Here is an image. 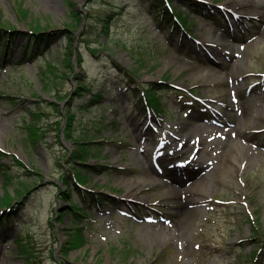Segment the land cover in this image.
Returning a JSON list of instances; mask_svg holds the SVG:
<instances>
[{
	"label": "rangeland",
	"instance_id": "obj_1",
	"mask_svg": "<svg viewBox=\"0 0 264 264\" xmlns=\"http://www.w3.org/2000/svg\"><path fill=\"white\" fill-rule=\"evenodd\" d=\"M154 1L0 0V24L18 32L0 63V195L11 203L0 207V264H264V0H169L184 15L198 6L194 41L159 25ZM30 22L51 36L28 59ZM163 83L149 116L137 99ZM67 129L101 150L88 164L109 167L84 187L118 199L88 210L85 243L75 233L70 248L74 218L59 215L66 199L86 203Z\"/></svg>",
	"mask_w": 264,
	"mask_h": 264
},
{
	"label": "trees",
	"instance_id": "obj_2",
	"mask_svg": "<svg viewBox=\"0 0 264 264\" xmlns=\"http://www.w3.org/2000/svg\"><path fill=\"white\" fill-rule=\"evenodd\" d=\"M147 4H151L148 2ZM188 12L186 15H184L180 10H174L169 0H157L154 1L151 4V7L154 9L153 18L155 20H158V24H165L167 25L168 30L174 31V33L179 32L180 36H187V37H193L192 30L194 28L195 22L194 19H190V16H194L196 12H199V8L195 4L188 3L187 5ZM18 12L23 15V17L26 18L28 15V11L23 9V6L19 4L18 6ZM70 15L73 18V22H71V26L75 27V25L79 22H81V18L79 17V13H77L75 10L70 11ZM105 29L104 32L107 31V24L108 21L105 22ZM30 27V37L35 41V44L32 47L22 46L19 47L21 49V52L23 54V58L31 59V56H34L37 53V47L39 46V42H46L50 39L51 34L48 32H44L41 28H39V25L35 22L29 23ZM18 32L15 31L13 28L9 29L3 26V24H0V49L3 53V57H5V52L7 50H11L13 46L10 42H12L14 39H16ZM69 54L68 56H65L64 61L67 67L72 68V60L69 57V55H73V46L68 44ZM92 52H96V50H92ZM76 60L77 65L80 67L82 63V58L79 52H76ZM4 63V62H2ZM113 66L117 70H121V68L116 64L113 63ZM129 78L132 77V75L128 76ZM168 88L166 83H163L161 85L156 84H150L146 89L143 91V98L139 100H143L142 104H145V107H149L150 109H153L157 112L161 111L162 103L160 102V98L158 96V93L162 90ZM82 89L86 92L89 91V89L86 87L84 83H82ZM135 92V91H133ZM132 92L127 91V94H131ZM134 94V99L138 98L139 95L136 93ZM95 100H98L100 98V94L97 93L94 95ZM141 104V105H142ZM34 120L29 122L27 124V130L28 133L32 134L35 130V127L37 125L35 117V114H32ZM99 128L98 133H100V128L104 127L102 125V121H99ZM65 130V129H64ZM65 137L67 139H71L75 142L76 148L73 152H71L70 157L72 165L70 170L72 171V176L74 180V184L76 185V190L78 192V195L80 196L82 201H85V205H81L82 203L74 201L72 199H66L68 202V206L63 208L61 214L59 215V220H61L63 217H69L72 216L74 218V225L73 229L75 230V233L77 235V241L80 242V244L85 243V238L81 235V228L84 226V222L90 221L92 222L93 218L88 213V210L92 206H100L101 204L105 205H117L118 199L113 196H109L106 194H103L102 192L97 191H89L86 187H84L88 180V174H103L108 170V165L99 164L98 166H94L91 164H87L89 158L91 157H97V159L101 158V150L97 148H92L94 145L92 141L88 138V133L84 134L83 138L76 139L70 134V129H67V131L64 132ZM83 174H82V173ZM12 179L8 177V182L10 183ZM60 192L62 191L61 188H59ZM10 198V194L4 190L3 195H0V207L2 208H10L11 203L7 201V199ZM88 206V207H86ZM254 223V222H253ZM255 224V223H254ZM71 228V229H72ZM254 234L253 236L258 235V228H253ZM72 235L70 233L69 236V243H67L66 248H70L72 245ZM30 252V251H29ZM31 256V255H30Z\"/></svg>",
	"mask_w": 264,
	"mask_h": 264
},
{
	"label": "bare ground",
	"instance_id": "obj_3",
	"mask_svg": "<svg viewBox=\"0 0 264 264\" xmlns=\"http://www.w3.org/2000/svg\"><path fill=\"white\" fill-rule=\"evenodd\" d=\"M252 13H256V14H261L260 11H252ZM240 44V43H239ZM220 45H224L222 49H228L229 52L231 54H233V50H237L238 46L239 45H233L231 43H221ZM223 51V50H222ZM248 51L245 49V50H242V49H239L237 52H236V57L240 58L239 60L237 59L236 61H234L233 63V73L234 74H238V71H239V67L241 66V64L243 63V58H245V56L247 55ZM232 73V74H233ZM255 84H259V83H255ZM234 88L236 90H240L241 89V86L239 85H234ZM249 100V99H248ZM247 100V101H248ZM247 101H245V104H247ZM228 133V131H227ZM226 146H230V149H231V146L233 145L231 142L230 143H227L225 144ZM171 191H175L176 192V188L175 187H171L170 189ZM198 190V183H195L193 186L189 187L188 190H186L185 192L188 193V192H194Z\"/></svg>",
	"mask_w": 264,
	"mask_h": 264
}]
</instances>
